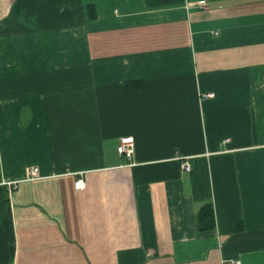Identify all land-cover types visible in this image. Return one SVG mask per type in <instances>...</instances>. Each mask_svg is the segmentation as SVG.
<instances>
[{
  "label": "crops",
  "instance_id": "1",
  "mask_svg": "<svg viewBox=\"0 0 264 264\" xmlns=\"http://www.w3.org/2000/svg\"><path fill=\"white\" fill-rule=\"evenodd\" d=\"M231 262L264 264V0H0V264Z\"/></svg>",
  "mask_w": 264,
  "mask_h": 264
},
{
  "label": "built area",
  "instance_id": "2",
  "mask_svg": "<svg viewBox=\"0 0 264 264\" xmlns=\"http://www.w3.org/2000/svg\"><path fill=\"white\" fill-rule=\"evenodd\" d=\"M207 97H211V95H206ZM116 151L118 153V155L124 157L125 159H130L132 154H133V139L131 137H125V138H121L119 140V143L117 145ZM181 168L184 172H189L190 170V165L188 162H184L181 165ZM38 177V170L36 168H32L29 170L28 172V181H33V180H37ZM10 183H8L9 185ZM73 187L76 191L83 189L84 187V183L83 180L81 178H78L74 184ZM229 264H237L236 262H231Z\"/></svg>",
  "mask_w": 264,
  "mask_h": 264
},
{
  "label": "trees",
  "instance_id": "3",
  "mask_svg": "<svg viewBox=\"0 0 264 264\" xmlns=\"http://www.w3.org/2000/svg\"><path fill=\"white\" fill-rule=\"evenodd\" d=\"M92 16V15H91ZM136 86L139 88L140 85L139 84H136ZM130 87V86H129ZM211 217H212V214H211V211H210V208L208 207H204L200 213V219L201 220H204L205 218L206 219H209L211 220ZM11 246V245H10ZM10 252H11V247H10Z\"/></svg>",
  "mask_w": 264,
  "mask_h": 264
}]
</instances>
